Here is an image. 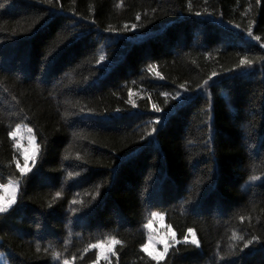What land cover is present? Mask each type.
<instances>
[{
	"label": "trees",
	"instance_id": "16d2710c",
	"mask_svg": "<svg viewBox=\"0 0 264 264\" xmlns=\"http://www.w3.org/2000/svg\"><path fill=\"white\" fill-rule=\"evenodd\" d=\"M15 179L4 263L264 264V0H0Z\"/></svg>",
	"mask_w": 264,
	"mask_h": 264
},
{
	"label": "snow or ice",
	"instance_id": "6c2138e0",
	"mask_svg": "<svg viewBox=\"0 0 264 264\" xmlns=\"http://www.w3.org/2000/svg\"><path fill=\"white\" fill-rule=\"evenodd\" d=\"M49 3H51V0H49ZM137 19H139V17H137ZM132 28L135 29L136 25L133 24ZM249 34H251V29H249ZM101 59H103V57H101ZM240 63H241V65H244V64L251 65L252 61L251 60L246 61L244 59H241ZM213 75H215V73H213ZM176 95L179 96L180 93L177 92ZM153 107L155 108L156 106L153 105ZM156 110L159 111L158 108ZM17 127H19V125ZM29 131H31V129H29ZM9 134L13 135V136L15 135V133H9ZM38 149H39V145L34 143V137L30 138L29 148L23 150L24 164L20 165L19 163H17V168H18V170L22 176L31 170V167L29 165V161H32V163L35 164ZM0 189H5V190L11 191V195L8 197L0 196V213H6L9 209V207L15 203L16 189L12 186L2 185V184H0ZM57 195H59V193H57ZM153 215L155 216L156 213H153ZM188 232L191 233L192 229H188ZM184 239H185V241H187L188 237L185 236ZM253 239H255V238H253ZM112 243H119V242L114 240ZM191 243L192 244H198V240L194 235L191 239ZM248 243L250 244V243H252V241H248ZM95 247H100V245H95ZM167 248H168V245L165 244L164 252H160L158 255H153L152 259L153 260H159L161 257L164 256L165 252L167 251ZM147 249H148V245H144V250L147 251ZM108 250L111 251V249H108ZM97 259H99V255L97 256ZM105 259H107V256L105 257ZM65 264H68V262L65 261Z\"/></svg>",
	"mask_w": 264,
	"mask_h": 264
},
{
	"label": "rangeland",
	"instance_id": "374dc122",
	"mask_svg": "<svg viewBox=\"0 0 264 264\" xmlns=\"http://www.w3.org/2000/svg\"><path fill=\"white\" fill-rule=\"evenodd\" d=\"M28 148L29 147H27V149ZM30 162L31 161H29V165H30ZM6 185L7 186H12V187H14L16 189V192H15V197H16L17 187H18L16 180L15 181L8 182ZM10 195H11V191L10 190L0 189V196L8 197ZM156 220H159V219H156ZM156 224H157L156 226H158V227L160 226L159 228H163L162 221L161 222H156ZM158 227L156 229H154V233L155 234L153 233V234L148 235L149 233H152V232L147 231L148 232L147 236L150 239L149 240L150 245H152V244L155 245L156 243L161 242L162 243L163 250H164L165 244L168 245V243L171 242V238H170V241L168 239H167L168 241L165 240L167 237H169V234H171V233L170 232H167L165 230L159 229ZM149 236H151V237H149ZM97 249H99V247H97ZM146 252H148V251H146ZM151 252H148V253L151 254ZM98 254H99V259L98 260H101V258H103L104 256L109 255L110 254V251L105 252V251L99 250V253ZM154 254L158 255L157 253H154ZM5 264H7V263H5Z\"/></svg>",
	"mask_w": 264,
	"mask_h": 264
}]
</instances>
